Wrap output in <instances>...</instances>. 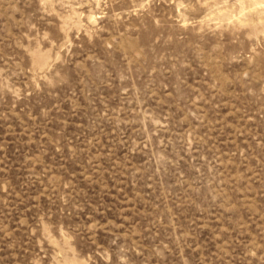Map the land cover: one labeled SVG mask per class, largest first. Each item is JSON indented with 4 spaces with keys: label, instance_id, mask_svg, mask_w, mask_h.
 Here are the masks:
<instances>
[{
    "label": "rangeland",
    "instance_id": "374dc122",
    "mask_svg": "<svg viewBox=\"0 0 264 264\" xmlns=\"http://www.w3.org/2000/svg\"><path fill=\"white\" fill-rule=\"evenodd\" d=\"M0 264H264V0H0Z\"/></svg>",
    "mask_w": 264,
    "mask_h": 264
}]
</instances>
